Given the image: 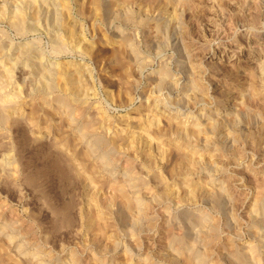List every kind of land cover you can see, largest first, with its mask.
Returning <instances> with one entry per match:
<instances>
[{"label": "rangeland", "instance_id": "374dc122", "mask_svg": "<svg viewBox=\"0 0 264 264\" xmlns=\"http://www.w3.org/2000/svg\"><path fill=\"white\" fill-rule=\"evenodd\" d=\"M19 10L27 21L15 28L11 18L15 21ZM0 13V35L8 45V52H0V264H264V240L255 231L260 225L264 237V204L257 226L250 209L255 184L264 177V138L258 149L238 138L248 131L256 134L264 124V95L250 110L242 97L246 92L259 97L246 79L253 64L246 50L255 41L252 30L264 31V0H0ZM30 44L39 64L53 69L61 83L49 93L42 90L35 60L23 52L18 58V51ZM257 44L256 49H264V40ZM160 65L171 70L166 83L156 80ZM78 77L83 89L72 105L59 86ZM192 83L201 99L190 95ZM216 101L228 106L218 109ZM232 105V114L221 115L230 125L219 136V147L213 133L191 139L201 145L200 178L208 181L206 196L191 201L173 176L185 171L181 124L203 121L206 112L221 113ZM154 116L168 135L158 140H165V157L156 154L152 131L146 138L136 125ZM82 123H89L90 133ZM262 130L258 136H264ZM94 133L117 146L101 145ZM204 138L211 140L207 144ZM213 147L219 155L211 153ZM230 147L243 148L245 156L232 163L220 157L231 154ZM155 169L168 188L156 187ZM126 171L145 183L140 192L129 193L131 205L108 186L114 173L120 181ZM86 174L95 178L94 186ZM180 239L186 246L180 248ZM251 247L258 254L246 257Z\"/></svg>", "mask_w": 264, "mask_h": 264}, {"label": "bare ground", "instance_id": "6f19581e", "mask_svg": "<svg viewBox=\"0 0 264 264\" xmlns=\"http://www.w3.org/2000/svg\"><path fill=\"white\" fill-rule=\"evenodd\" d=\"M28 1V0H27ZM190 1V0H189ZM215 1V0H214ZM217 1V0H216ZM240 1V0H239ZM6 2V1H5ZM31 2H33V1H31ZM176 2V1H175ZM220 2H222V1H220ZM226 2V1H225ZM232 2V1H231ZM246 2V1H245ZM165 3V2H164ZM178 3V2H177ZM217 3V2H216ZM218 3H219V1H218ZM228 2H226V4H227ZM244 3V2H243ZM247 3V2H246ZM36 4H39V3H34V5H36ZM220 4V3H219ZM245 4V3H244ZM31 5V4H30ZM32 5H33V3H32ZM40 5H41V3H40ZM166 5V4H165ZM173 5V4H172ZM181 5V4H180ZM185 5V4H184ZM230 5V4H229ZM241 5H242V3H241ZM246 5V4H245ZM255 5V4H254ZM253 5V6H254ZM258 5V4H257ZM43 6V5H42ZM67 6V5H66ZM188 6V5H187ZM189 6H191V5H189ZM219 6V5H218ZM217 6V7H218ZM235 6V5H234ZM247 6H248V4H247ZM256 6V5H255ZM27 7V6H26ZM37 8H38V6H36ZM64 7V6H63ZM228 7H230V6H228ZM242 7V6H241ZM45 8V7H44ZM66 7H64L63 9L66 11V9H65ZM32 9V8H31ZM30 9V10H31ZM36 9V8H35ZM218 9H219V7H218ZM235 9V8H234ZM237 9V8H236ZM255 9H257V7L255 8ZM24 10V9H23ZM28 10V9H27ZM37 10V12H40V9L38 10V9H36ZM64 10H63V12H64ZM216 10V9H215ZM232 10V9H231ZM238 10V9H237ZM236 10V11H237ZM253 10V9H252ZM20 11V12H19ZM17 13L15 12V15H18L17 16V18L15 17V15H13V17H15V21H14V18H11V19H13V24L14 25H16L15 26V28L17 27H21V26H23L24 27V23L27 21L26 20V16H28V15H26L25 14V12L24 11H22V10H19ZM62 11V10H61ZM239 11V10H238ZM36 11H35V15H38L39 13H37ZM57 12V11H56ZM59 12V11H58ZM233 12V11H232ZM254 12V11H253ZM258 12V11H257ZM256 12V13H257ZM37 13V14H36ZM48 13V12H47ZM68 13V12H67ZM1 14V13H0ZM57 14V13H56ZM59 14V13H58ZM245 14V13H244ZM33 15V14H32ZM34 15V16H35ZM235 15V14H234ZM257 16H258V14H256ZM262 15V14H261ZM1 16H3L2 14H1ZM31 16V15H30ZM63 16H65V15H63ZM242 16V15H241ZM241 16H239V17H241ZM39 17V15L36 17L37 19H40V18H38ZM231 17H233V15L231 16ZM251 17V16H250ZM57 18H59V17H57ZM243 18V17H242ZM249 18V17H248ZM258 18V17H257ZM256 17H255V19L254 20H256L257 19ZM26 20V21H25ZM58 20V19H57ZM249 20V19H248ZM252 20V19H251ZM262 20V19H261ZM60 21V20H59ZM58 22V21H57ZM62 22V21H61ZM166 22V21H165ZM242 22V21H241ZM244 22V21H243ZM9 23H11V22H9ZM30 23V22H29ZM254 23V22H253ZM259 23V22H258ZM26 24V23H25ZM237 24V23H236ZM235 24V25H236ZM242 24V23H241ZM249 24V23H248ZM256 24V23H255ZM13 25V26H14ZM58 25V24H57ZM56 25V26H57ZM158 25V24H157ZM243 25V24H242ZM60 26V25H59ZM62 26V25H61ZM174 26H176V25H173V28H174ZM238 26V25H237ZM257 26H259V25H257ZM163 27V26H162ZM167 27V26H166ZM250 27V26H249ZM263 27V26H262ZM22 28V27H21ZM164 28V27H163ZM162 28V29H163ZM253 28V27H252ZM255 28V27H254ZM63 29V28H62ZM67 29V28H66ZM234 29V28H233ZM250 29V28H249ZM17 30V29H16ZM69 30H70V28H69ZM158 30V29H157ZM166 30V29H165ZM256 30H257V27H256ZM28 31H30V30H28ZM171 31V30H170ZM175 31V30H174ZM231 31H233V30H231ZM22 32H24V29H23V31ZM156 32V31H155ZM244 32V31H243ZM72 33V32H71ZM59 34V33H58ZM251 34H253V37H254V42H250V43H248L249 45H248V49L246 50V51H248V54H247V56L248 57H251L252 59L251 60H253V64H252V68H250L248 71H246V72H248V74L246 73V79L247 78H249L250 79V82H248L249 83V88H250V91L251 92H254V94H259V97H255V95L254 96H251L250 97V95H248L247 94V92H246V94L244 95H242V97H243V99L244 98H246V101H244V102H246L247 104V106H246V108H248V107H250V106H252V104H257V102L258 103H261V101L259 100V98L262 100L263 99V95H264V49L262 50H258V49H256V48H259L261 45L260 44H257L259 41H263L264 40V31H261V30H258V31H253L252 30V32H251ZM55 35V34H54ZM160 35V34H159ZM162 35H163V32H162ZM167 35V34H166ZM233 35V34H232ZM67 36V35H66ZM164 36V35H163ZM163 36H160V37H163ZM229 36V35H228ZM242 36V35H241ZM68 37V36H67ZM69 37H70V34H69ZM55 38V37H54ZM61 38H59L58 37V40H60ZM232 39V38H231ZM64 40V39H63ZM63 40H60V42L62 43V44H64V42H62ZM70 40V39H69ZM242 41V40H241ZM65 42H67V41H65ZM125 42L126 41H124V44H125ZM71 43H72V41H71ZM127 43V42H126ZM215 43V42H214ZM66 44V43H65ZM7 44H6V42H5V39H3V37L0 35V52H2L4 49H5V47H7L6 46ZM25 45V44H24ZM59 45H61V44H59ZM58 45V46H59ZM129 45V44H128ZM230 45V44H229ZM22 46V45H21ZM32 45L30 44L29 46L27 45V46H23L22 48V50H20V48H18V50H20V51H18L19 52V56L22 54V52H23V54H24V56H25V54L32 60V63H35L36 62V65H35V70L34 71H36L38 74V76L37 77H39L40 78V80H39V82H41V84H42V90L43 91H45V92H48L49 93V91H51V90H53L58 84L60 85L61 83H57V79H56V75H55V72H53L49 67H46L45 65H40L39 64V62H38V53L37 52H34L35 50H34V48H32L31 47ZM225 46V45H224ZM17 47V46H16ZM55 47H57L56 45H55ZM60 47V46H59ZM58 47V48H59ZM65 47V46H64ZM122 47V46H121ZM214 47V46H213ZM10 48V47H9ZM58 48H57V50H58ZM126 48V47H125ZM226 46L223 48V51L221 52V53H224V52H226ZM255 48V49H254ZM16 49V48H15ZM59 49H61V47L59 48ZM205 49V48H204ZM219 49V48H218ZM239 49V48H238ZM254 49V51L252 52V50ZM6 50V49H5ZM9 50V49H8ZM120 50H121V48H120ZM124 50V49H123ZM7 51V50H6ZM5 51V52H6ZM9 51H11V49L9 50ZM119 51V50H118ZM207 51V50H206ZM220 51V50H219ZM8 52V51H7ZM17 52V53H18ZM39 52V51H38ZM205 52V51H204ZM208 52H210V51H208ZM216 52V51H215ZM21 53V54H20ZM23 54L21 55V57H18V58H22V56H23ZM122 54V53H121ZM137 54V53H136ZM213 54V53H212ZM203 56H205V55H203ZM215 56V55H214ZM14 57H16V56H14ZM220 57H223L222 56V54H221V56ZM25 58V57H24ZM41 58V57H40ZM119 58V57H118ZM28 59V58H27ZM29 59V60H30ZM211 59V58H210ZM17 60V59H16ZM34 60H35V62H34ZM42 60V59H41ZM43 61V60H42ZM122 61V60H121ZM9 64V63H8ZM139 64V63H138ZM141 64V63H140ZM145 64V63H144ZM163 64V63H162ZM167 64V63H166ZM26 65V64H25ZM142 65V64H141ZM161 67H162V65H160ZM239 66V65H238ZM53 67V66H52ZM68 67V66H67ZM73 67V66H72ZM136 67H138V66H136ZM160 67V68H161ZM198 67V66H197ZM159 68V69H160ZM221 68V67H220ZM239 68V67H238ZM67 69V68H66ZM79 69V68H78ZM81 69V68H80ZM69 69H67V71H66V73L65 74H67L68 76H69V71H68ZM237 70L238 69H236V72H237ZM203 71V70H202ZM201 71V72H202ZM216 71V70H215ZM239 71V70H238ZM36 72H35V74H36ZM60 73V72H59ZM63 73V72H62ZM81 74H82V72H80ZM197 73V72H196ZM79 74V73H78ZM64 75V74H63ZM200 75H203V74H200ZM237 75H238V72H237ZM236 75V76H237ZM239 76H240V73H239ZM242 76H244V75H242ZM35 77V76H34ZM34 77H32V78H34ZM58 77V76H57ZM80 77H82V76H80ZM80 77H78L77 79H72L71 81H69L68 79H69V77H68V79H62L61 80V82L63 81V80H65V81H63L64 82V84H63V82H62V84L63 85H61V86H59V87H62V89L65 91V93H67L68 95H67V97H68V99H69V101H70V103L72 104V102H75V101H77L78 100V98H79V95H80V93H81V91H82V89H83V85H82V82H81V80H80ZM170 77H172L171 76V70L168 68V67H166V66H163L161 69H160V71H159V74H158V77H157V79L156 80H160L161 81V83H163L162 81H164L165 83L167 82V80H169V78ZM197 77V76H196ZM199 77V76H198ZM245 77V76H244ZM244 77H243V79H244ZM64 78H65V75H64ZM67 78V77H66ZM71 79V78H70ZM227 79V78H226ZM241 79V78H240ZM174 80V79H173ZM189 80V79H188ZM1 81V80H0ZM157 81V82H158ZM236 81V80H235ZM234 81V82H235ZM249 81V80H248ZM154 82H156V81H154ZM153 82V83H154ZM196 82V81H195ZM220 82V81H219ZM0 83H2V82H0ZM126 83V82H125ZM160 83V82H159ZM158 83V84H159ZM190 83H191V81H190ZM175 84V83H174ZM187 84H189V83H187ZM198 84V83H197ZM221 84V83H220ZM247 84V83H246ZM3 85V84H2ZM129 85V84H128ZM195 85H196V83H195ZM193 83H192V87H191V90L192 91H190L191 92V96H192V98H193V96L196 98H198V96L200 97V95H203L202 94V92L200 91V90H198V88H196V86H195ZM226 85V84H225ZM228 86V85H227ZM234 86V85H233ZM247 86V85H246ZM161 87V86H160ZM164 87V86H163ZM190 87V86H189ZM236 89H238L239 87H241V88H243L242 87V85L241 84H236L235 86H234ZM248 87V86H247ZM128 88V87H127ZM248 88V89H249ZM153 89V88H152ZM187 89V88H186ZM164 90V89H163ZM242 90V89H241ZM245 90V89H244ZM42 91V92H43ZM162 91V90H161ZM160 91V92H161ZM249 91V90H248ZM249 91V93L251 94V92ZM156 92H158V91H156ZM155 92V93H156ZM182 92V91H181ZM193 92V93H192ZM242 92V91H241ZM83 93V92H82ZM236 93V92H235ZM39 94V93H38ZM47 94V93H46ZM62 94V93H61ZM166 94H168V93H166ZM205 94V93H204ZM230 94V93H229ZM189 95V96H190ZM207 96H208V94H206ZM57 96V95H56ZM185 96H187V95H185ZM190 96V97H191ZM205 96V95H204ZM238 96V95H237ZM158 97V96H157ZM165 97V96H164ZM190 99V100H192V101H194L195 100V98H193V99ZM197 98H196V100H197ZM202 97H200V99H201ZM162 99H163V97H162ZM162 99H160V98H158V99H156V102H155V105H158L156 108H158L159 107V105H160V101L162 100ZM200 99H198V100H200ZM203 99H204V97H203ZM205 99L206 100H208L207 99V97L205 96ZM154 100H155V98H154ZM186 100V99H185ZM165 101V100H164ZM164 101H163V103H164ZM175 101H177V100H175ZM262 101H264V100H262ZM79 102V101H78ZM170 102H171V98H170ZM185 102V101H184ZM217 102V101H216ZM244 102H243V104H244ZM76 103V102H75ZM75 103H73V104H75ZM153 103V102H152ZM197 103H199V101L197 102ZM201 103V102H200ZM205 103L207 104L208 102L207 101H205ZM263 103V102H262ZM72 104V105H73ZM176 104H177V102H176ZM193 104H195V103H193ZM228 103H225V104H222L221 105V102H217L215 105L217 106V108L219 109V108H221V106H228L227 105ZM237 104V103H236ZM242 104V107L241 108H243V106H245V105H243ZM153 105H154V103H153ZM152 105V106H153ZM154 105V106H155ZM162 105V104H161ZM165 105H166V103H165ZM164 105V106H165ZM258 105V104H257ZM69 106V105H68ZM67 106V107H68ZM75 106H77V105H75ZM237 106H238V104H237ZM260 106V105H259ZM70 107V106H69ZM233 107L235 108V105H232V107L231 108H227V109H223V111L221 112V113H218V111L217 110H212L211 112H206L205 114H204V120L203 121H194V123H192L191 122V125H190V123H189V125L188 126H185V125H182L181 124V126H182V128L183 129H180L182 132H184V133H181V134H185V132H186V134H185V136H186V138H185V136H184V138H185V142H180V143H182V147H180L181 149L183 148L184 150H185V153L186 154H184V157H183V159L185 160V163H184V161L182 160V166H184V167H182V169H183V173H185V174H183L182 172H181V170H180V172L179 171H177V172H175L174 173V179L176 180H178L179 182H177V183H179V185L181 186L180 188H181V190H182V188H184L186 191V193H187V196L186 197H190V198H188V199H190L191 201L192 200H194V199H197V198H200L201 199V197H204V196H206V195H204V193L203 192H205L206 190H207V186H208V181L206 182V180L205 181H203L201 178H200V174H201V172H202V169L198 166V163H200L201 161H202V159H203V153H201V150H199V147L201 146H199V145H195V144H193V140H191V139H194L195 141L196 140H199L201 137H205V135L204 134H206V136H207V134L208 133H213V135H214V137H215V139L213 140L215 143V147L216 146H218L219 147V143H218V140H220L219 138V136L221 135V134H224V128L225 127H228V125H230V121L228 122V119L226 120L224 117H222L221 115L222 114H228V115H230V114H232L233 113ZM255 107V106H254ZM263 107H264V105H263ZM85 108V107H84ZM163 108V107H162ZM161 108V109H162ZM178 109L179 108H181V107H177ZM5 109V108H4ZM67 109V108H66ZM79 109H81V108H79ZM182 109V108H181ZM231 109V110H230ZM249 109V108H248ZM230 110V111H229ZM239 110V109H238ZM246 109H244V111H245ZM250 110V109H249ZM253 110V109H252ZM10 111V110H9ZM229 111V112H228ZM237 111V110H236ZM262 111V110H261ZM52 112V111H51ZM181 111H179V113H180ZM239 112V111H238ZM237 112V113H238ZM248 112V111H247ZM258 112V111H257ZM50 113V112H49ZM166 113V112H165ZM235 113V112H234ZM176 114V113H175ZM235 116H236V113L234 114ZM239 115H241V114H239ZM4 116V115H3ZM8 116V115H7ZM232 116V115H231ZM237 116H238V114H237ZM237 116H236V118H237ZM242 116V115H241ZM176 117V116H175ZM239 117V116H238ZM8 118V117H7ZM243 118V117H242ZM163 119V118H162ZM105 120V119H104ZM147 120V119H146ZM264 120V119H263ZM5 121V120H4ZM126 121V120H125ZM124 121V122H125ZM160 118H158V117H151L150 119H148V121H146L145 123H142V124H140V123H133V124H136V125H138L137 127H138V129L140 130L139 132H142V133H144V135H145V137L147 138H151L150 137V133H151V131H152V142L154 141V143L155 144H157V147H156V145H155V147L158 149V151H157V155L158 154H160L161 156H162V154H163V156L165 155L164 153H163V150H161V149H163L164 147H162L164 144H163V141H165V140H163L161 143H159L158 142V140L159 141H161L162 139L161 138H159V137H164L165 136V138H166V136L168 137V135H165L163 132H162V130H160L159 129V126H162V125H160ZM163 121H166V120H163ZM162 121V122H163ZM88 122V121H87ZM104 122V121H103ZM142 122V121H141ZM98 123V122H97ZM130 123V122H129ZM171 123V122H170ZM184 123V122H183ZM169 124V123H168ZM234 124V123H233ZM232 124V125H233ZM247 124V123H246ZM82 125H83V123H82ZM128 125H130V124H128ZM171 125V124H170ZM252 125V124H251ZM131 126V125H130ZM133 126V125H132ZM131 126V127H132ZM83 127H84V129L87 131V133H90V132H88L89 131V129H90V125H89V123H84V125H83ZM176 127V126H175ZM246 127V126H245ZM251 127V126H250ZM260 127V129L256 132V134L255 133H253V132H255V131H253L252 133H251V131L249 132L248 131V133L246 134V136L244 135V136H238V138L239 139H241V141L243 142V143H245L247 146L249 145L250 147L251 146H253V148L255 147L256 149H258L257 147H259L260 145H261V138L263 137L264 138V136L262 135V133H260L259 134V136L257 135L258 134V132L260 131L261 132V129H264V124H262L261 126H259ZM97 128V127H96ZM96 128H94V129H96ZM129 128V127H128ZM161 128V127H160ZM169 128V127H168ZM178 128V127H177ZM252 128V127H251ZM258 128V127H257ZM170 129V128H169ZM256 129V128H255ZM254 129V130H255ZM102 130V129H101ZM173 130H175V129H173ZM227 130V129H226ZM249 130V129H248ZM83 131V130H82ZM90 131H91V129H90ZM264 130H262V132H263ZM133 132V131H132ZM136 132H138V131H136ZM92 133V132H91ZM227 133H229V132H227ZM95 134V135H94ZM93 134V136H94V139H95V141H97L98 143H100L101 145H104V146H108V147H114V145H115V147L117 146V142L115 143V141H111L110 143H109V141H105L104 139H102L101 138V136L100 135H98L97 133H94ZM102 134V133H101ZM104 134V133H103ZM137 134V133H136ZM167 134V133H166ZM171 134V133H170ZM179 134V133H178ZM236 134V133H235ZM134 135V134H133ZM213 135L211 136V137H213ZM238 135V134H237ZM243 135V134H242ZM85 136V135H84ZM119 136V135H118ZM154 136V137H153ZM183 136V135H182ZM209 136V135H208ZM223 136H225L226 138L225 139H227V135H222V137ZM258 136V137H257ZM221 137V138H222ZM183 138V137H182ZM181 138V139H182ZM208 138H210V137H208ZM229 138V137H228ZM237 138V137H236ZM157 139V140H156ZM169 139V138H168ZM167 139V140H168ZM176 139V138H175ZM181 139H180V141H181ZM202 139V138H201ZM205 139V138H204ZM224 139V140H225ZM174 140V139H173ZM187 140V141H186ZM208 141V140H211V139H205V141ZM223 140V139H222ZM234 140H235V138H234ZM119 141V140H118ZM157 141V142H156ZM177 141V140H176ZM191 141H192V143H191ZM200 141V140H199ZM206 141V143L208 144V142ZM237 141V140H236ZM264 142V141H263ZM134 143V142H133ZM132 143V144H133ZM178 143V142H177ZM180 143H179V145H180ZM195 143V142H194ZM212 143V141L209 143V144H211ZM197 144V143H196ZM199 144V143H198ZM206 144V145H207ZM213 144V143H212ZM239 144V143H238ZM100 145V146H101ZM205 145V144H204ZM235 145H237V144H235ZM119 146V145H118ZM213 146V145H212ZM221 146V145H220ZM120 147V146H119ZM205 148H206V146H204ZM222 147L223 148H226V147H224L223 145H222ZM221 147V148H222ZM227 147H228V145H227ZM239 148H240V146H238ZM121 148V147H120ZM208 148V147H207ZM210 148H211V146H210ZM210 148H208V149H210ZM220 148V151L219 152H221V149ZM231 148V147H230ZM235 148V147H234ZM181 149H180V151H181ZM182 149V150H183ZM207 149V150H208ZM218 149V148H217ZM227 149V148H226ZM229 149V148H228ZM227 149V150H228ZM232 149V148H231ZM244 149H245V147H244ZM109 150H110V148H109ZM168 150V149H167ZM167 150L165 151V152H167ZM183 150V151H184ZM252 150V149H251ZM111 151V150H110ZM179 151V150H178ZM203 151V150H202ZM229 151V150H228ZM231 151H233V149L231 150ZM230 151V152H231ZM243 148L242 149H238L237 147H236V149L231 153V154H228L229 152H227L226 154H223L222 156H220V157H225V158H228V159H230V162L232 163V162H234V160H236L237 158H243V156H245V155H243ZM97 152V151H96ZM169 152V151H168ZM223 152H224V150H223ZM226 152V151H225ZM224 152V153H225ZM179 153V152H178ZM177 153V154H178ZM201 153V154H200ZM211 153H215V155H217L216 154V151H215V148L213 147V150L211 151ZM222 153V152H221ZM155 154V155H156ZM209 154H210V152H209ZM114 155V154H113ZM207 155V154H206ZM219 155V154H218ZM162 156V157H163ZM90 157V156H89ZM165 157V156H164ZM180 157V156H179ZM209 157V156H208ZM212 157V156H211ZM219 156L218 157H216V159L217 158H220ZM182 158V157H181ZM202 158V159H201ZM213 158V157H212ZM154 159V157L152 158V160ZM221 159V158H220ZM238 160V159H237ZM236 160V161H237ZM101 161V160H100ZM213 161V160H212ZM99 162V161H98ZM151 162V161H150ZM160 161H158V162H156L155 163V161H154V163L157 165H160V163H159ZM218 162V161H217ZM111 163H112V161H111ZM110 163V165H113V164H111ZM148 163V162H147ZM185 165H184V164ZM150 164V163H149ZM155 164H153V165H155ZM221 164V163H220ZM223 164H225V163H223ZM153 165H152V167H153ZM180 166V165H179ZM102 167V166H101ZM104 167V166H103ZM117 167V166H116ZM181 167V166H180ZM202 167V166H201ZM210 167V166H209ZM108 168V167H107ZM154 168V167H153ZM218 168V167H217ZM98 169H99V167H98ZM104 169V168H103ZM111 169V168H110ZM109 169V170H110ZM113 169V168H112ZM221 169V168H220ZM156 170V169H155ZM164 170V169H163ZM223 170V169H222ZM90 171V170H89ZM120 171H122V170H120ZM133 171H134V169H133ZM153 171V170H152ZM151 171V172H152ZM157 171V170H156ZM224 171V170H223ZM87 172V171H86ZM91 172V171H90ZM100 172H103V171H100ZM123 172V171H122ZM147 172V171H146ZM158 172V171H157ZM140 173V172H139ZM156 173V172H155ZM96 174V173H95ZM94 174V175H95ZM115 174V173H114ZM114 174H113V176L112 177H110V179L111 180H109V185L108 186H110L116 193L118 192V193H120L121 195H122V197L121 198H123V200H124V203H126V204H128V205H131L132 204V199L130 198L131 196L130 195H132V194H129V193H133V192H136L137 193V191H139L140 192V190L144 187V180L143 179H141L140 177V179H138L137 178V176H135V174H132L131 172H128V171H126V172H124L123 174H122V180H121V178H119L120 179V181L117 179L116 180V178H113L114 177ZM153 174H154V172H153ZM219 174H220V172H219ZM261 174V173H260ZM86 175H89V174H86ZM91 175V174H90ZM86 176V178L91 182V183H93V186H94V183H96V182H94L95 181V178H92V176ZM92 175H93V173H92ZM109 175V174H108ZM138 175V174H137ZM172 175V174H171ZM84 177V176H83ZM154 177H155V181L157 182L156 183V187L157 188H162V187H165V189L166 188H168V186H167V184H166V179H165V177H163V175H162V173L160 174V171L158 172V173H156V174H154ZM219 177V176H218ZM254 177V176H253ZM108 178V177H107ZM204 178H205V176H204ZM261 178H263V179H261V181H258L255 185H256V196L254 195V199H253V201L250 203L251 204V206H252V208H250L249 206H248V208H250V209H252V215H251V218L252 217H254L255 218V220H254V218H253V220L255 221V222H253V223H256V226L258 225V223H262V219H263V216H262V213L261 212H259V210L260 211H262L261 209H262V205L264 204V177H261ZM98 179V178H97ZM100 179H102V178H100ZM87 180V181H88ZM143 180V181H142ZM195 180H197V181H195ZM252 180H253V178H252ZM251 180V181H252ZM258 179H256V181H257ZM146 181V180H145ZM181 182V183H180ZM177 183H176V185H177ZM254 183H255V180H254ZM107 184V183H106ZM96 185V184H95ZM92 186V185H91ZM214 186V185H213ZM177 187V186H176ZM223 187V186H222ZM93 188V187H92ZM95 188V187H94ZM174 188V187H173ZM179 188V189H180ZM210 188V187H209ZM215 189H218L216 186L214 187ZM111 189V190H112ZM164 188H163V191L165 190ZM183 189V190H184ZM225 189V188H224ZM175 190V189H174ZM178 190V189H177ZM167 191V190H166ZM176 191V190H175ZM174 191V192H175ZM209 191V190H208ZM142 192V191H141ZM162 192V191H161ZM180 192V191H179ZM179 192H177V194L179 193ZM211 192V191H210ZM216 192V191H215ZM218 193L220 192L219 190L217 191ZM115 193V194H116ZM117 193V194H118ZM170 193V192H169ZM176 193V192H175ZM174 193V194H175ZM208 193V192H207ZM221 193V192H220ZM185 194V193H184ZM213 194L215 195V193H214V191H213ZM170 195V194H169ZM209 195V193L207 194V196ZM212 195V194H211ZM211 195H210V197H211ZM137 196V195H136ZM143 196V195H142ZM185 196V195H184ZM183 196V197H184ZM213 196V195H212ZM217 196V195H216ZM219 196V195H218ZM217 196V197H218ZM221 196V195H220ZM225 196V195H224ZM223 196V197H224ZM186 197H185V199H186ZM142 198V197H141ZM221 198H222V196H221ZM221 198H219V199H221ZM95 200V199H94ZM109 200V199H108ZM118 200V199H117ZM218 200V199H217ZM114 201V200H113ZM196 201V200H195ZM229 201V200H228ZM108 202V201H107ZM110 203V202H109ZM142 203H143V201H142ZM103 204V203H102ZM125 204V205H126ZM141 204V203H140ZM193 204V203H192ZM249 204V205H250ZM107 205V204H106ZM110 205V204H109ZM137 206V205H136ZM264 206V205H263ZM259 212V213H258ZM85 215V214H84ZM89 215V214H88ZM262 216V217H261ZM192 218V217H191ZM87 219V218H86ZM93 219H95V218H93ZM92 219V220H93ZM96 220V219H95ZM99 219H97L96 221H98ZM88 222V221H87ZM94 222V221H93ZM92 222V223H93ZM98 223H99V221H98ZM86 224V223H85ZM94 224H95V222H94ZM264 224V223H263ZM263 224H261V226L263 225ZM253 225V224H252ZM89 226V225H88ZM206 226V225H205ZM260 226V225H259ZM259 226H257L258 228L256 229L255 227V231H256V234H259V235H261L259 238H261L262 240H264V237H263V233L262 234H260V232H261V228L259 227ZM203 228H204V226H203ZM212 228V227H211ZM218 229V228H217ZM212 231L213 230H215V229H211ZM215 231H217V230H215ZM254 231V232H255ZM211 234V236H212V234H213V232L212 233H210ZM210 234L209 235H207V236H210ZM213 235H215V233L213 234ZM241 235H243V233L241 234ZM258 235V236H259ZM213 237V236H212ZM179 239V238H178ZM213 241V240H212ZM209 242V241H208ZM175 244V243H174ZM226 244H227V242H226ZM178 245L180 246V248H182V247H184V246H186V242L184 241V240H182V239H180L179 241H178ZM177 245V246H178ZM213 245V244H212ZM228 245V244H227ZM191 246V245H190ZM193 246V245H192ZM214 246V245H213ZM226 246V245H225ZM229 246V245H228ZM252 246V245H251ZM175 247V246H174ZM188 248V247H187ZM193 248V247H192ZM227 248V247H226ZM233 248V247H232ZM252 249H247L246 248V250H249L248 252L250 253V254H248L247 253V255H246V257L248 256V255H250V258H252L251 257V255H256V254H258V249L256 248V247H251ZM190 249V248H189ZM191 250H193V249H191ZM245 250V249H244ZM243 250V251H244ZM233 252V251H232ZM196 253V252H195ZM230 253V252H229ZM234 255H235V253H233ZM238 254V253H237ZM241 254V253H240ZM233 255V256H234ZM200 256V255H199ZM203 256V255H202ZM236 256V255H235ZM234 256V257H235ZM243 256H245V254L243 255ZM237 257V256H236ZM246 257H244L245 259L244 260H246L247 258ZM249 257V256H248ZM238 258V257H237ZM239 258H240V256H239ZM250 258L248 259V260H250ZM189 259V258H188ZM192 260H194V259H192ZM195 260H196V258H195ZM231 260H233V259H231ZM237 260H239L240 261V259H237ZM257 260V259H256ZM196 261H198V260H196ZM206 261V260H205ZM235 261V260H234ZM238 261V262H239ZM242 261V260H241ZM188 262V261H187ZM192 262H194V261H192ZM199 262H201V261H199ZM254 262V261H253ZM189 263V262H188ZM245 263V262H244ZM190 264V263H189ZM235 264V263H234ZM243 264V263H242ZM246 264V263H245Z\"/></svg>", "mask_w": 264, "mask_h": 264}]
</instances>
